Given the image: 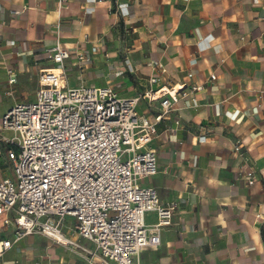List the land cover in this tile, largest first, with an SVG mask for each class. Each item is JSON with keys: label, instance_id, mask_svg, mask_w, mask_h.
Masks as SVG:
<instances>
[{"label": "crops", "instance_id": "0c3cea01", "mask_svg": "<svg viewBox=\"0 0 264 264\" xmlns=\"http://www.w3.org/2000/svg\"><path fill=\"white\" fill-rule=\"evenodd\" d=\"M56 42L71 52L70 87L111 86L134 97L150 89L154 75V89L205 86L180 96L148 146L159 172L143 184L177 210L160 245L143 250L138 264H264V0H0V179L13 177L9 152L16 149L2 116L35 100L41 71L56 67L48 56ZM81 52L91 61L79 63ZM159 107L142 100L137 109L152 118ZM237 144L245 156L233 151ZM249 170L251 186L241 176ZM145 220L156 224V213ZM13 229L1 237L12 239ZM63 232L79 247L33 234L0 264H90L82 249L92 243L75 234L71 220ZM94 264L102 262L95 257Z\"/></svg>", "mask_w": 264, "mask_h": 264}, {"label": "built area", "instance_id": "2783aa9c", "mask_svg": "<svg viewBox=\"0 0 264 264\" xmlns=\"http://www.w3.org/2000/svg\"><path fill=\"white\" fill-rule=\"evenodd\" d=\"M96 52L93 48L91 53ZM48 56L56 67L41 71L35 100L17 102L2 116V128L14 133L7 141L16 149L9 152L13 177L0 179V259L14 243L33 234L79 247L63 232L71 220L75 234L94 246L82 249L90 264L95 257L102 264H138L143 250L160 245L161 232L173 223L177 210L176 202L162 203L157 190L143 184L159 172L157 152L148 146L180 96L195 95L205 86L154 89L160 82L154 75L149 90L120 97L111 86L70 87L65 61L71 52L59 42ZM91 59L90 54H76L79 63ZM151 65L164 72L158 61ZM8 73L9 84L16 83V73ZM215 80L212 74L210 81ZM142 100L160 102L152 118L138 112ZM205 140L202 136L201 142ZM241 149L237 144L233 151L243 157ZM241 176L248 185L255 184L253 171ZM148 212L157 215L152 226L146 224ZM10 226L12 239L2 238L1 231Z\"/></svg>", "mask_w": 264, "mask_h": 264}, {"label": "bare ground", "instance_id": "6f19581e", "mask_svg": "<svg viewBox=\"0 0 264 264\" xmlns=\"http://www.w3.org/2000/svg\"><path fill=\"white\" fill-rule=\"evenodd\" d=\"M61 240H65V238H63V237H61V236H59V235H57Z\"/></svg>", "mask_w": 264, "mask_h": 264}]
</instances>
